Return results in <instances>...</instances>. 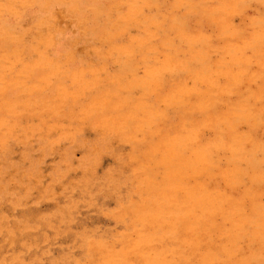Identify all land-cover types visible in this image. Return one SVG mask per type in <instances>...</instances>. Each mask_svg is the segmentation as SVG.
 Here are the masks:
<instances>
[{
  "label": "rangeland",
  "instance_id": "rangeland-1",
  "mask_svg": "<svg viewBox=\"0 0 264 264\" xmlns=\"http://www.w3.org/2000/svg\"><path fill=\"white\" fill-rule=\"evenodd\" d=\"M0 264H264V0H0Z\"/></svg>",
  "mask_w": 264,
  "mask_h": 264
}]
</instances>
